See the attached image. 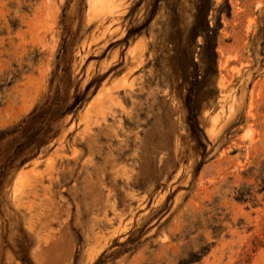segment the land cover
Returning <instances> with one entry per match:
<instances>
[{
	"label": "rangeland",
	"instance_id": "obj_1",
	"mask_svg": "<svg viewBox=\"0 0 264 264\" xmlns=\"http://www.w3.org/2000/svg\"><path fill=\"white\" fill-rule=\"evenodd\" d=\"M0 264H264V0H0Z\"/></svg>",
	"mask_w": 264,
	"mask_h": 264
},
{
	"label": "trees",
	"instance_id": "obj_2",
	"mask_svg": "<svg viewBox=\"0 0 264 264\" xmlns=\"http://www.w3.org/2000/svg\"><path fill=\"white\" fill-rule=\"evenodd\" d=\"M208 10V5L201 7L200 14L198 15L199 22L196 25V32L198 35H201L204 38V41L206 42L207 46H211L213 50L216 29L209 26V20L207 19ZM76 101L74 102V104L77 103Z\"/></svg>",
	"mask_w": 264,
	"mask_h": 264
}]
</instances>
